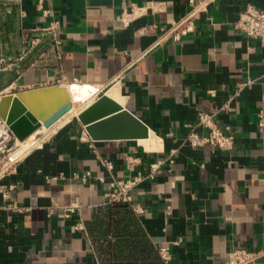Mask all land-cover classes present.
<instances>
[{
	"label": "crops",
	"instance_id": "0c3cea01",
	"mask_svg": "<svg viewBox=\"0 0 264 264\" xmlns=\"http://www.w3.org/2000/svg\"><path fill=\"white\" fill-rule=\"evenodd\" d=\"M247 5L264 0H215L175 41L163 33L190 0H0V93L98 88L75 113L105 95L99 115L127 110L149 132L96 139L94 117L78 114L33 132L36 145L0 178V205L6 190L27 207H0V264H215L237 249L264 264V46L235 26ZM200 111L230 127L232 149L186 141ZM137 176L142 212L109 201Z\"/></svg>",
	"mask_w": 264,
	"mask_h": 264
},
{
	"label": "built area",
	"instance_id": "2783aa9c",
	"mask_svg": "<svg viewBox=\"0 0 264 264\" xmlns=\"http://www.w3.org/2000/svg\"><path fill=\"white\" fill-rule=\"evenodd\" d=\"M215 0H201L196 2L190 0L192 8L171 27L167 28L163 33L162 39L171 37L175 41H180L182 37L189 35L195 31L196 19L202 11L207 10L208 6ZM59 26V21H53L48 27L44 29L46 32H55ZM235 26L245 32V34L253 39H257L264 46V9L255 5H247L243 8L235 22ZM6 60L0 55V70L4 69ZM252 80H248L243 83L249 84ZM74 84V83H73ZM88 87V86H87ZM93 93H98V88L88 87ZM5 94L0 93V97ZM225 108V107H223ZM259 127H264V113H259ZM85 133V137H86ZM186 141L193 147H201L204 145H213L219 149L229 150L234 147L235 138L230 131V127H222L216 118V113L200 111L198 114L197 122L192 126L187 134ZM36 145V141L33 140L32 146ZM20 146L19 139L12 132L10 125L7 121L0 116V178L8 175L16 168V163L19 161L18 157L13 158L12 153L16 148ZM7 161V162H6ZM129 165H133L138 161L137 158H131L128 160ZM158 164H153V168L156 169ZM11 167V169H10ZM141 177L137 176L135 179L121 180L117 182V190L108 194L109 201L126 202L130 204L132 209L136 212H142L143 209L131 201L130 190L140 181ZM2 196L8 202L5 205H0L1 208H9L13 211L20 212L26 210L27 207L20 205L15 200H10L9 192L2 191ZM74 206L67 207V211H72ZM161 258L169 263L172 259L169 246H161L159 248ZM258 253L247 251L245 249L235 250L231 257L215 264H244L254 260Z\"/></svg>",
	"mask_w": 264,
	"mask_h": 264
},
{
	"label": "water",
	"instance_id": "95a60500",
	"mask_svg": "<svg viewBox=\"0 0 264 264\" xmlns=\"http://www.w3.org/2000/svg\"><path fill=\"white\" fill-rule=\"evenodd\" d=\"M111 106V100L103 95L80 113L81 119L94 117L86 122L87 131L92 137L96 139L148 137V127L127 110L116 108L99 115ZM71 108L72 100L68 89L61 85L5 94L0 99V116L7 121L19 140L27 138L42 125L52 126Z\"/></svg>",
	"mask_w": 264,
	"mask_h": 264
},
{
	"label": "bare ground",
	"instance_id": "6f19581e",
	"mask_svg": "<svg viewBox=\"0 0 264 264\" xmlns=\"http://www.w3.org/2000/svg\"><path fill=\"white\" fill-rule=\"evenodd\" d=\"M68 92L70 94L71 100L72 101H81L83 100L84 96H91L90 93V89H88L87 86L85 85H80V84H76V83H72L71 85H68ZM93 94V93H92ZM95 94V93H94ZM1 99V97H0ZM86 99V98H85ZM82 102V101H81ZM73 106V103H72ZM76 112V109L73 107L71 108L66 114H64L57 122L55 123H63L64 121H66L67 119H69L74 113ZM79 115V114H78ZM42 127V128H41ZM45 126H40L41 129H47ZM52 127V126H51ZM38 130V128H37ZM32 135L28 136V139L31 137ZM27 141L26 138L23 140H20L19 142L21 143V148H25L27 146ZM29 144V143H28ZM21 152V151H20ZM13 154V153H12ZM13 156V155H12ZM13 158H15V156H13Z\"/></svg>",
	"mask_w": 264,
	"mask_h": 264
},
{
	"label": "rangeland",
	"instance_id": "374dc122",
	"mask_svg": "<svg viewBox=\"0 0 264 264\" xmlns=\"http://www.w3.org/2000/svg\"><path fill=\"white\" fill-rule=\"evenodd\" d=\"M68 86H66L65 88H67ZM68 89V88H67ZM91 93V92H90ZM86 98V99H85ZM93 100V96L91 95L90 98L89 96H84L83 100H81L80 102L79 101H72L73 103V106L72 108L74 107L76 109L77 112L80 111V109H82L85 104H87L88 102L92 101ZM78 113H75L73 115H77ZM40 128V127H39ZM37 131V130H36ZM46 131V130H45ZM32 135V134H31ZM34 135L35 133L28 139V137L26 138L27 141V146L23 149L21 148V143L19 142L20 146L18 148H16L13 152V156L15 157H18L19 161L22 157H24L25 155H27L30 151V148H31V145L33 144V140H34ZM20 141V140H19ZM29 143V144H28ZM33 147V146H32ZM21 151V152H20ZM19 161L16 163L18 164ZM7 162V161H6ZM11 169V167H10Z\"/></svg>",
	"mask_w": 264,
	"mask_h": 264
},
{
	"label": "trees",
	"instance_id": "16d2710c",
	"mask_svg": "<svg viewBox=\"0 0 264 264\" xmlns=\"http://www.w3.org/2000/svg\"><path fill=\"white\" fill-rule=\"evenodd\" d=\"M114 205H117V202H115V204Z\"/></svg>",
	"mask_w": 264,
	"mask_h": 264
}]
</instances>
